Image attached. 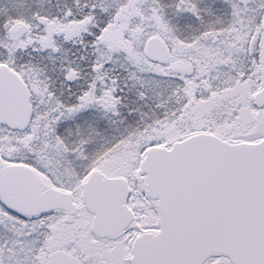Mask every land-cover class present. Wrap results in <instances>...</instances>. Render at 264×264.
Listing matches in <instances>:
<instances>
[{
    "label": "snow or ice",
    "instance_id": "obj_1",
    "mask_svg": "<svg viewBox=\"0 0 264 264\" xmlns=\"http://www.w3.org/2000/svg\"><path fill=\"white\" fill-rule=\"evenodd\" d=\"M221 3L0 0V264H264V0Z\"/></svg>",
    "mask_w": 264,
    "mask_h": 264
},
{
    "label": "rangeland",
    "instance_id": "obj_2",
    "mask_svg": "<svg viewBox=\"0 0 264 264\" xmlns=\"http://www.w3.org/2000/svg\"><path fill=\"white\" fill-rule=\"evenodd\" d=\"M59 1L57 0L58 3H59ZM30 2L33 5L41 6L40 0H30ZM111 2H112V0H105L106 4L111 3ZM57 5L61 6L60 3ZM202 6H210L213 9V11L216 13V15H220V16L223 15L224 5L221 3V0H204V4ZM55 11H57V6L55 7ZM179 23L181 25H183L185 23V21H179Z\"/></svg>",
    "mask_w": 264,
    "mask_h": 264
},
{
    "label": "trees",
    "instance_id": "obj_3",
    "mask_svg": "<svg viewBox=\"0 0 264 264\" xmlns=\"http://www.w3.org/2000/svg\"><path fill=\"white\" fill-rule=\"evenodd\" d=\"M59 1V0H58ZM69 0H60L59 3L61 4V6H63L65 3H68ZM57 2V0H40V4L41 6H36L33 5V7L36 8H41L44 11H52V12H56L55 11V7L57 6V4H59Z\"/></svg>",
    "mask_w": 264,
    "mask_h": 264
}]
</instances>
